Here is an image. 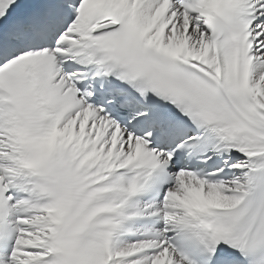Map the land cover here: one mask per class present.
I'll list each match as a JSON object with an SVG mask.
<instances>
[{"label": "snow or ice", "instance_id": "1", "mask_svg": "<svg viewBox=\"0 0 264 264\" xmlns=\"http://www.w3.org/2000/svg\"><path fill=\"white\" fill-rule=\"evenodd\" d=\"M0 264H264V0H0Z\"/></svg>", "mask_w": 264, "mask_h": 264}]
</instances>
